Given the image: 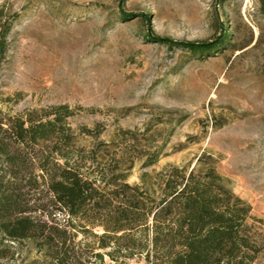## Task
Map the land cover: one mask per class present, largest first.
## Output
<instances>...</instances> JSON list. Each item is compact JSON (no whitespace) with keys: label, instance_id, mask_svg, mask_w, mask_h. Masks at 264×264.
Returning <instances> with one entry per match:
<instances>
[{"label":"rangeland","instance_id":"obj_1","mask_svg":"<svg viewBox=\"0 0 264 264\" xmlns=\"http://www.w3.org/2000/svg\"><path fill=\"white\" fill-rule=\"evenodd\" d=\"M9 23L1 116L68 104L74 129L101 123L102 139L131 129L141 149L163 145L150 172L209 151L264 218V0H0V29ZM156 38L223 43L193 52ZM143 170L138 160L129 181ZM0 264L55 259L4 239Z\"/></svg>","mask_w":264,"mask_h":264},{"label":"trees","instance_id":"obj_2","mask_svg":"<svg viewBox=\"0 0 264 264\" xmlns=\"http://www.w3.org/2000/svg\"><path fill=\"white\" fill-rule=\"evenodd\" d=\"M10 30L0 29V69ZM155 40L193 52L223 43ZM74 114L60 104L0 115V242L35 241L55 264H262L264 218L234 192L211 152L194 166L150 172L163 145L143 150L131 129L117 133L127 141L102 139L101 123L74 129ZM138 160L144 170L133 183Z\"/></svg>","mask_w":264,"mask_h":264}]
</instances>
